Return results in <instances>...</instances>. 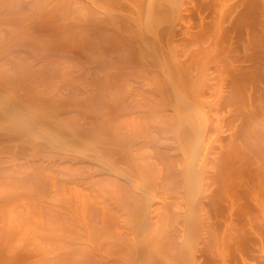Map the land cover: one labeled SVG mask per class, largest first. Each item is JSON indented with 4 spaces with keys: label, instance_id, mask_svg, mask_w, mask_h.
Segmentation results:
<instances>
[{
    "label": "bare ground",
    "instance_id": "bare-ground-1",
    "mask_svg": "<svg viewBox=\"0 0 264 264\" xmlns=\"http://www.w3.org/2000/svg\"><path fill=\"white\" fill-rule=\"evenodd\" d=\"M0 264H264V0H0Z\"/></svg>",
    "mask_w": 264,
    "mask_h": 264
}]
</instances>
